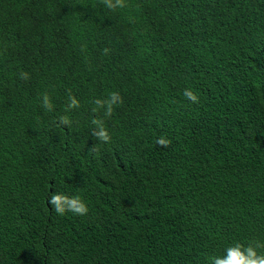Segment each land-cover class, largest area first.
I'll use <instances>...</instances> for the list:
<instances>
[{
  "label": "trees",
  "instance_id": "1",
  "mask_svg": "<svg viewBox=\"0 0 264 264\" xmlns=\"http://www.w3.org/2000/svg\"><path fill=\"white\" fill-rule=\"evenodd\" d=\"M124 5L0 0V264H213L264 244V0Z\"/></svg>",
  "mask_w": 264,
  "mask_h": 264
},
{
  "label": "clouds",
  "instance_id": "2",
  "mask_svg": "<svg viewBox=\"0 0 264 264\" xmlns=\"http://www.w3.org/2000/svg\"><path fill=\"white\" fill-rule=\"evenodd\" d=\"M103 3L109 9L125 6L124 0H116L115 5L112 3V0H103ZM22 76L23 78H27L26 74H22ZM184 96L194 103L198 102V96L191 89H185ZM118 102L122 103V98L119 96V93L113 92L108 99H97L94 101L97 107L94 108L93 111L95 112L99 108L107 105L104 115L110 117L113 111V105ZM43 103L49 109L52 108V103L47 94L43 96ZM74 107H79V102L73 96L70 97L68 108L71 109ZM60 119L61 123L65 125L70 123L67 116H63ZM93 124L98 126V130H95L93 135L104 142L110 141L111 137L107 129L103 126L102 121L94 119ZM158 142L164 143L165 141L161 138ZM49 202L54 206V210L61 215H63L65 211H71L78 215H84L88 212L86 203L79 196L69 197L65 194L53 193ZM258 247H264V244H257L254 246L253 244L244 245L240 242H236L225 250L226 255L224 257H214L213 264H264V254L258 253Z\"/></svg>",
  "mask_w": 264,
  "mask_h": 264
}]
</instances>
